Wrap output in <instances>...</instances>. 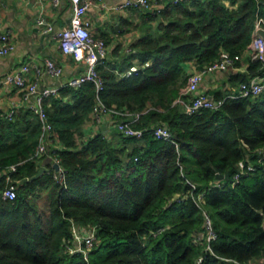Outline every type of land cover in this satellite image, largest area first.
Instances as JSON below:
<instances>
[{
	"label": "trees",
	"instance_id": "obj_1",
	"mask_svg": "<svg viewBox=\"0 0 264 264\" xmlns=\"http://www.w3.org/2000/svg\"><path fill=\"white\" fill-rule=\"evenodd\" d=\"M259 15L264 0H181L150 12L156 26L129 56L137 70L121 76L98 67L101 100L135 118L139 137L98 132L77 144L95 102L94 84L62 86L50 95L45 110L62 146L52 155L66 171L63 183L51 170L20 182L39 169L40 120L27 108L2 116L0 264H256L264 255V92L255 98L216 93L220 105L190 114L177 99L184 64L200 68L223 50L241 56ZM262 72L264 63L250 58L247 74L236 79ZM158 124L169 128L170 140L153 135ZM240 160L254 170L233 183ZM15 163L8 174L16 196L3 199L5 170ZM42 192L45 205L38 202ZM206 216L216 234L210 240ZM73 223L97 227L86 256L66 250Z\"/></svg>",
	"mask_w": 264,
	"mask_h": 264
},
{
	"label": "crops",
	"instance_id": "obj_2",
	"mask_svg": "<svg viewBox=\"0 0 264 264\" xmlns=\"http://www.w3.org/2000/svg\"><path fill=\"white\" fill-rule=\"evenodd\" d=\"M125 1L87 0L89 5L85 13L91 34L104 39L107 44L104 66L113 67L120 75L122 71H118V68L123 69L124 72L132 66L137 67L136 59L129 58L134 51L132 44L148 30H154L156 26V21L149 18L153 2L157 1L161 6L169 2V0H151L150 6L146 8L119 7ZM39 14L51 25L50 31H45L43 26L37 24L36 19ZM70 15L68 0H59L57 5H54L52 0H0V33H7L13 43V48L7 54L0 55V118L11 116L13 110L17 108L30 109L35 103L34 95L25 97L22 91L3 82L4 76L17 71L21 64L30 65L29 76L37 80L38 89L46 86L58 87L67 79L85 71L84 62L75 61L60 50L56 37V33L68 24ZM249 59L250 55L245 51L236 66L207 74L199 83L196 92L206 94L213 100L216 93L228 95L235 92L239 84L236 76L247 74ZM47 60H53L61 67L62 73L58 78L46 72L44 64ZM195 67L191 62L185 63L186 76ZM184 86L185 84L181 90ZM116 119L105 115L100 122H94L89 115L82 124L81 134L76 135L77 144L85 142L98 132L108 138L112 137L116 133ZM61 147L58 140L53 148ZM37 157L39 168L43 166L45 172L55 171L54 159L50 151ZM89 226L90 224L73 223L72 231L84 233ZM256 264H264V255Z\"/></svg>",
	"mask_w": 264,
	"mask_h": 264
},
{
	"label": "built area",
	"instance_id": "obj_3",
	"mask_svg": "<svg viewBox=\"0 0 264 264\" xmlns=\"http://www.w3.org/2000/svg\"><path fill=\"white\" fill-rule=\"evenodd\" d=\"M59 0H52L54 5L58 4ZM71 8L70 20L67 25L63 26L57 33L56 37L59 41V48L64 54L70 55L75 61L85 63V71L78 76L67 79L58 87H43L38 89V83L35 78L29 76L30 65L23 63L17 71L8 73L4 76L3 82L11 85L18 90L22 91L24 96L34 95L35 103L30 106V110L35 112L40 120L41 130L38 137V143L35 149V155L45 154L47 152H53L55 144L58 142L57 136L53 133V126L48 119V115L45 110L46 99L53 94L58 93V89L62 86L78 87L85 82H92L95 87V102L92 106L90 117L94 122H100L105 115L116 117L115 129L117 132L124 136H137L142 134V131L135 129L132 126L133 119H127L128 115L125 111H120L114 107L107 106L100 98V91L103 88V79L98 72V67L104 65L105 57L107 53V44L104 39L94 37L89 30V22L85 19V13L89 3L87 0H68ZM181 0H169V2H178ZM151 0H126L119 7H148ZM153 2V1H152ZM163 6L159 5L157 1L153 2V8L151 13H157ZM37 24L43 26L45 31L51 30V25L48 24L43 16L39 14L37 16ZM264 29V16H256L254 24V33L251 42L247 47V52L250 58L253 60H260L264 63V38L259 34V30ZM13 48V43L7 33H0V55L7 54ZM240 60L239 54H231L226 50L220 52L219 56L209 64H206L200 68L195 67L187 76L185 86L182 88L177 102L183 106L186 113H193L201 108H213L221 104L220 101L213 100L209 96L203 93H197L199 83L203 78L215 71H222L230 67L236 66V62ZM46 72L58 78L62 69L60 66L54 63L53 60H47L44 64ZM137 67L132 66L128 70L121 73V76L129 75L135 72ZM264 92V72L256 73L249 76L245 81H241L238 84V88L235 92L227 95V97H250L255 98ZM153 135L156 138H162L170 140L172 137L169 128L163 124H158L153 129ZM51 148L53 150H51ZM261 156H264V147L259 150ZM54 163L58 164V169L52 172L53 178L59 183H63L65 179V169L60 165L59 159L53 156ZM17 163L11 164L5 170L6 185L1 191V197L3 199L12 200L16 196V187L11 183V178L8 173L16 170ZM238 172L234 174L233 183L239 179L240 174L244 171L254 170V164L251 162L245 163L240 160L237 164ZM219 183H216L218 185ZM201 194L198 195V199L201 200ZM73 226V225H72ZM206 227V240H210L216 237V234L212 231L211 220L209 217H205ZM97 227L96 225H90L87 232L73 233V239L71 244L66 245L68 252H81L85 256L92 248L94 242L97 240ZM197 239L195 238V241ZM236 264H243L237 262Z\"/></svg>",
	"mask_w": 264,
	"mask_h": 264
},
{
	"label": "water",
	"instance_id": "obj_4",
	"mask_svg": "<svg viewBox=\"0 0 264 264\" xmlns=\"http://www.w3.org/2000/svg\"><path fill=\"white\" fill-rule=\"evenodd\" d=\"M259 34L264 38V29H260L259 31ZM54 167H55V169H58V164H54ZM44 171V167L43 166H41L39 169H38V171L36 172V174L35 175H33L32 177H30V178H23L20 182L22 183V182H25V181H28V180H32V179H34V178H37L38 176H40L41 175V173ZM227 177V174H217L216 175V178H218V179H222V178H226Z\"/></svg>",
	"mask_w": 264,
	"mask_h": 264
},
{
	"label": "rangeland",
	"instance_id": "obj_5",
	"mask_svg": "<svg viewBox=\"0 0 264 264\" xmlns=\"http://www.w3.org/2000/svg\"><path fill=\"white\" fill-rule=\"evenodd\" d=\"M47 192H42V198L40 199V201H38L39 202V204L40 205H45L46 204V202H47V200H48V194H46ZM104 253L103 252H101V254H99V256H102Z\"/></svg>",
	"mask_w": 264,
	"mask_h": 264
}]
</instances>
